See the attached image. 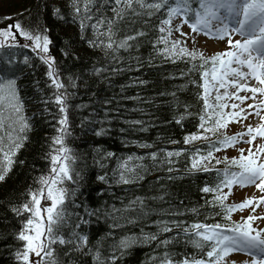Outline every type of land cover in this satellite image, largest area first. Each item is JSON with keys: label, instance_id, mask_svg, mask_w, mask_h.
<instances>
[{"label": "snow or ice", "instance_id": "obj_1", "mask_svg": "<svg viewBox=\"0 0 264 264\" xmlns=\"http://www.w3.org/2000/svg\"><path fill=\"white\" fill-rule=\"evenodd\" d=\"M69 6L72 9V19L79 21L81 39L90 47L101 48L106 55L110 53L112 60L119 59L116 54L122 49L138 50L143 40L152 48L147 61L149 66L157 58L162 63L175 64L181 61L191 65L188 72H181L182 77L189 73L199 74L202 82L190 81L202 89L198 93L202 108L196 116L197 132L186 134L182 143H203L191 149H160L147 153L146 156L128 155L118 159L112 176L117 184H136L144 179V173L148 171V167L142 163L146 158L153 161L154 167L169 165L167 171L172 173L174 168L170 165L175 163L173 158L186 155V174L214 173L213 180L200 191L212 194L205 203L219 220L207 223V216L204 220L198 219L191 223L175 218L161 220L158 222V233L146 234L142 238L123 237L112 245L111 254L103 258L101 251L107 237L96 245H91L89 236L80 231L81 226L91 223V218L96 217L100 210L85 207L83 215H70L66 210V200L70 194L64 183L73 180L74 170L71 164L75 162L71 149L65 142L70 135L67 111L72 93L68 89L77 87L76 78L69 76L67 84L61 79L60 68L52 55V42L45 26L25 28L17 20L0 28V182L5 180L17 162L20 165L25 163L23 160L17 161L16 157L32 130L31 122L24 115V102L19 95L15 72L9 67L15 64L11 49H30L45 66L46 86L51 90V95L42 102L46 105L45 111H49L47 105H55L59 119L53 124L56 135L49 138V152L46 156L49 171L36 178V187L30 188L26 201L12 209L17 216L24 218L16 236L21 242L16 259L22 264H61L54 248V245H60L67 247L65 256L80 253L83 256L91 255L94 264H118L120 257L137 243L155 242L157 248L163 251L149 257L153 264H264V227L256 223L264 221V213L256 214L257 208L264 205V143L255 145V150L253 149L257 138L264 140V0H69ZM107 10L112 12L111 16L105 14ZM61 11L56 8L53 15L63 19ZM153 18L156 20L155 24L151 23ZM122 25L131 26L130 34L118 37V32L123 30ZM137 25H142L149 31L138 29ZM185 25H188L190 32L183 31ZM87 30L93 32L90 39L83 35ZM149 32L154 33V38L149 39ZM193 34L226 42V49L205 56L195 47ZM234 35L243 39L234 40ZM18 37L24 42L21 43ZM189 41L194 45L191 49L187 46ZM6 49L9 51L5 61ZM61 55L68 57L73 54L63 50ZM135 59L137 70H140L143 67L142 59ZM24 65L30 66L27 56L24 58ZM103 71L100 68L94 69L98 74ZM134 83L143 85L147 82L136 80ZM171 95L176 106L184 109L176 114L173 122L183 126V121L193 116V113L187 104L180 103L176 93ZM105 103L110 104L111 101ZM107 116L106 111L105 120L99 123H110ZM250 118L258 119L260 123L255 126L251 122L245 124L244 121H249ZM131 123L142 124L141 121ZM231 123L241 124L245 131L227 135L226 130ZM106 133L107 129L103 127L95 130L97 136ZM169 143L178 144L181 141L169 140ZM240 143L249 145L247 155L243 148L238 149V157L225 155L220 158L215 155L228 148H236ZM139 147L152 148L153 145L142 143ZM113 155L111 152L103 154L105 158ZM216 165L223 167L218 168ZM75 175L79 176V173ZM98 179L108 182L107 176H100ZM168 179L173 177L169 175ZM233 186L241 189L253 186L261 195L246 197L239 203H227ZM71 195H75L74 190ZM159 199L163 200L164 197ZM145 208V200L136 197L120 208L112 205L104 215L114 222L124 219L128 223H134L135 220L131 217L142 218L148 215ZM249 208V215L241 216L239 221L232 220L233 213ZM186 213L197 217L202 215L196 207L183 211L169 209L164 212L171 217H182ZM72 217L74 223L69 229ZM168 233L175 235H164ZM161 236L164 238L161 239ZM181 236L194 252L176 259V254L169 250V246L180 243ZM233 254H245L249 259L237 262L232 258Z\"/></svg>", "mask_w": 264, "mask_h": 264}, {"label": "trees", "instance_id": "obj_2", "mask_svg": "<svg viewBox=\"0 0 264 264\" xmlns=\"http://www.w3.org/2000/svg\"><path fill=\"white\" fill-rule=\"evenodd\" d=\"M56 8L62 10L63 19L53 15ZM105 14L111 16L112 12L107 10ZM5 17L13 19L7 20ZM17 20L25 28L45 26L52 42V55L60 68L61 79L67 84L69 76L76 78L77 87L68 89L72 93L67 111L70 135L65 142L71 149L75 162L71 164L74 170L73 180L64 183L70 194L66 200V210L70 215H83L85 207L100 210L96 217L91 218V223L81 226L80 231L89 236L91 245H96L107 237L101 251L102 257L109 256L113 250L112 245L123 237L142 238L146 234L158 233V222L161 220L175 218L191 223L198 219L204 220L207 216L205 222H217L219 218L205 203L212 194L200 191L213 180L214 173L186 174V155L173 158L175 163L170 165L174 168L172 173L167 171L169 165L154 167L153 161L146 158L142 163L148 167V171L144 173V179L136 184H117L112 176L118 159L128 155L146 156L147 153L160 149H191L203 143H182L186 134L197 132L196 116L202 108V101L198 99V93L202 89L190 82L201 81L199 74L181 76V72H188L191 65L181 61L175 64L162 63L157 58L149 66L147 61L152 54V48L143 40L138 50L122 49L116 54L119 59L112 60L110 53L106 55L101 48L90 47L81 39L79 21L72 19L69 0H0V28ZM151 23H156L155 18ZM121 28L123 30L118 32V37L130 34L131 26L122 25ZM136 28L149 31L142 25H137ZM83 35L90 39L93 32L87 30ZM151 38H154V33L149 32V39ZM18 39L21 43L24 42L22 38ZM187 46L189 49L193 48ZM63 50L73 55L64 57L61 55ZM8 51H4L5 61ZM10 51L15 64L9 67L15 72L19 95L24 102V115L31 122L32 130L28 133V141L16 157L17 161L23 160L25 163L20 165L17 162L5 180L0 182V264H22L16 259V252L21 247L16 236L21 230L24 218L17 216L12 209L26 201L30 188L36 187V178L49 171V162L46 159L49 138L56 135L53 124L59 119V113L53 104L47 105L49 111H45L46 105L42 102L51 95V90L46 86L45 66L30 49L18 47ZM203 53L205 56L213 55ZM26 56L30 66L24 65ZM136 57H140L143 62L140 70H137ZM95 68L104 71L98 74L94 72ZM112 69L118 71L113 72ZM136 80H145L147 83L135 84ZM171 93H176L180 103L187 104L193 113V116L183 121V126L173 122L176 114L184 109L176 106ZM106 101L111 103L106 104ZM81 105L86 107H78ZM106 111L110 123L101 124L99 121L105 120ZM132 121H141L142 124H132ZM101 127L107 129V133L97 136L95 130ZM226 134L231 135L230 130H226ZM169 140L181 143L171 144ZM142 143L151 144L153 147L141 148L139 144ZM107 152L114 155L105 158L103 154ZM221 152L215 155L223 158L225 155ZM215 167L222 168L223 165ZM75 173H79V176ZM169 175L173 179L169 180ZM100 176H107L108 182L99 180ZM73 190L74 196L71 195ZM161 196L164 197L163 200L159 199ZM136 197L145 200V211L148 215L142 218L131 217L135 220L134 223H128L124 219L114 222L104 215L112 205L120 208ZM226 202L233 203L229 199ZM192 207L198 208L202 215L197 217L186 213L182 217H171L164 214L169 209L183 211ZM233 214L232 220L239 221ZM73 223L74 217L70 219L69 229ZM164 235L173 237L175 233ZM180 239V243L169 246V250L176 254V259L194 252L189 244L184 243L183 236ZM54 248L61 264H94L91 255L71 253L65 256L66 246L54 245ZM161 251L163 250L157 248L155 242L137 243L120 257L118 264H153L149 257Z\"/></svg>", "mask_w": 264, "mask_h": 264}, {"label": "rangeland", "instance_id": "obj_3", "mask_svg": "<svg viewBox=\"0 0 264 264\" xmlns=\"http://www.w3.org/2000/svg\"><path fill=\"white\" fill-rule=\"evenodd\" d=\"M178 22L179 21H176V23ZM183 31L185 33H188L191 30L188 27V25H185L183 27ZM193 36L196 40L195 47L208 54H215L217 52L224 51L226 49V42H221L216 39H210V38L205 37L204 35L196 36L195 34H193ZM233 39L242 40L243 37L239 35H234ZM188 45L191 47L194 46L191 41L188 42ZM241 95H244V93H241ZM251 102L252 101H247V103H251ZM249 122H251L253 126L260 123L258 119H251V118L249 121H244L245 124ZM227 130H230L231 135L236 134L238 132L245 131L244 127L241 124H237V123L229 124V127ZM245 139H248V137H245ZM261 143H264V140L257 138V140L253 143V149L255 150V145H258ZM239 148L245 149V155H247V149L249 148V145L246 143H240L236 146V148H228L227 150L222 151L221 153L224 155H227L228 157H238L240 155L238 151ZM225 191H227V189H225ZM253 195H255L256 197H259L261 193H259V191L256 190L253 186H248L243 189H241L239 186H233L232 194L228 197V199L233 203H239L246 197H252ZM250 212H251V208L245 209L243 212L237 211L235 212V214H233V216L236 220H240L241 216L246 217L247 215H249ZM261 213H264V205L257 208L256 214H261ZM256 223L259 224L260 227H264V221H257ZM232 258L235 259L237 262L249 259V257H247V255L245 254H233Z\"/></svg>", "mask_w": 264, "mask_h": 264}]
</instances>
